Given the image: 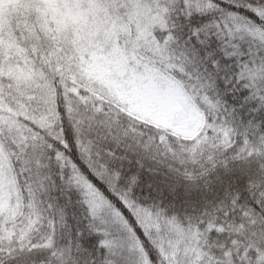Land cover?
I'll return each instance as SVG.
<instances>
[{
  "label": "snow or ice",
  "instance_id": "snow-or-ice-1",
  "mask_svg": "<svg viewBox=\"0 0 264 264\" xmlns=\"http://www.w3.org/2000/svg\"><path fill=\"white\" fill-rule=\"evenodd\" d=\"M0 264H264V0H0Z\"/></svg>",
  "mask_w": 264,
  "mask_h": 264
}]
</instances>
